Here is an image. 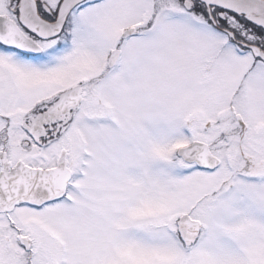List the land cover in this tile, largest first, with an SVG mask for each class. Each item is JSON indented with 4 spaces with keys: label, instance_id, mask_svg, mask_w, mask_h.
I'll use <instances>...</instances> for the list:
<instances>
[{
    "label": "snow or ice",
    "instance_id": "6c2138e0",
    "mask_svg": "<svg viewBox=\"0 0 264 264\" xmlns=\"http://www.w3.org/2000/svg\"><path fill=\"white\" fill-rule=\"evenodd\" d=\"M0 264H264V0H0Z\"/></svg>",
    "mask_w": 264,
    "mask_h": 264
}]
</instances>
